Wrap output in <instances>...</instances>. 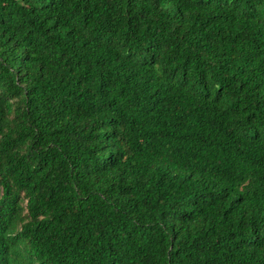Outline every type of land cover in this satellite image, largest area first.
Wrapping results in <instances>:
<instances>
[{
  "label": "trees",
  "instance_id": "trees-1",
  "mask_svg": "<svg viewBox=\"0 0 264 264\" xmlns=\"http://www.w3.org/2000/svg\"><path fill=\"white\" fill-rule=\"evenodd\" d=\"M0 264H264V0H0Z\"/></svg>",
  "mask_w": 264,
  "mask_h": 264
}]
</instances>
